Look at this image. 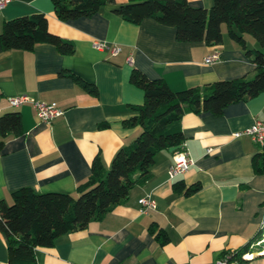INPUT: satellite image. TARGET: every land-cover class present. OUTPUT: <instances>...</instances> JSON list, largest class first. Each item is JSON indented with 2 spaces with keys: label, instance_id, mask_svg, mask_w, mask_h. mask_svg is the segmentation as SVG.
Listing matches in <instances>:
<instances>
[{
  "label": "crops",
  "instance_id": "obj_1",
  "mask_svg": "<svg viewBox=\"0 0 264 264\" xmlns=\"http://www.w3.org/2000/svg\"><path fill=\"white\" fill-rule=\"evenodd\" d=\"M126 1L113 0L66 21L57 17L52 0H9L0 8V30L5 19L40 12L49 31L73 42L70 53L51 43L30 50L5 49L0 43V114L21 115V132L7 137L0 150V200L10 203L11 192L23 186L76 196L97 154L108 169L116 150L141 131L139 125L122 123L144 99L142 89L129 80L134 68L164 79L173 90L253 74V63L229 38L225 24L217 45L181 41L174 27L153 18L123 19L114 9ZM187 1L194 7L211 5V0ZM243 36L248 48H259L250 34ZM97 40L117 44L120 51L113 55L109 48L98 49ZM215 48L219 57L205 62ZM21 93L55 103L62 113L45 122L31 103L10 106L8 97ZM262 119L264 91L220 113H184L182 143L194 161L190 168L169 180L174 151L159 150L147 180L101 219L59 235L50 246L36 247L34 264H214L226 251L254 249L264 219V146L247 134L232 133ZM208 147L213 150L207 152ZM181 183L199 188L185 194L177 189ZM145 194L155 206L141 211L138 199ZM0 264H11L1 232ZM237 264H264V255L246 252Z\"/></svg>",
  "mask_w": 264,
  "mask_h": 264
},
{
  "label": "trees",
  "instance_id": "obj_2",
  "mask_svg": "<svg viewBox=\"0 0 264 264\" xmlns=\"http://www.w3.org/2000/svg\"><path fill=\"white\" fill-rule=\"evenodd\" d=\"M109 2L113 0H52L57 17L64 21L88 16ZM114 11L131 23L153 18L174 27L178 40H204L211 45L221 43V27L225 24L227 35L240 44L253 63L254 72L251 76L173 90L164 79L149 78L139 69H132L129 80L142 89L144 99L122 123L126 127L139 125L141 131L129 144L116 150L108 169L105 170L97 154L91 163L90 176L77 186L76 196L56 191L37 192L23 186L11 192L10 203L0 200V232L6 240L11 264H34L36 247L50 246L59 235L101 219L134 186L147 180L155 154L182 144L180 121L184 113L201 110L220 113L226 105L264 91V0H211L209 8L191 6L187 0H127ZM243 34H250L259 48H248ZM0 43L5 49L30 50L37 43H51L61 53L73 50L71 40L48 30L47 18L40 12L5 19ZM61 75L78 79L64 71ZM89 91L94 93L95 87L92 85ZM20 132L18 111L0 114V150L7 137ZM198 188L197 184L177 185L185 194ZM254 250L244 246L230 253L229 259L237 264L243 253Z\"/></svg>",
  "mask_w": 264,
  "mask_h": 264
},
{
  "label": "built area",
  "instance_id": "obj_3",
  "mask_svg": "<svg viewBox=\"0 0 264 264\" xmlns=\"http://www.w3.org/2000/svg\"><path fill=\"white\" fill-rule=\"evenodd\" d=\"M9 0H0V8L3 7ZM93 45L96 48H109L113 55H116L120 51V46L113 44L109 46L105 41H94ZM219 57V51L215 48L208 54L204 61L211 62ZM131 55L128 57V61H131ZM8 103L12 107H19L24 103H31L36 110V114L41 121L50 122L51 119L60 115L62 110L57 107L55 103H46L44 101L31 98L25 93L15 94L8 97ZM241 134H247L251 140L259 147L264 146V119L255 120L250 126L245 129L235 131L232 133L233 136H239ZM213 148L208 147L207 152H211ZM194 163L193 159L188 155V152L182 143L180 147L173 152V158L171 164L168 166L167 175L168 179L172 180L177 176L187 171L190 166ZM140 203V210L143 211L146 208L154 207L155 201L150 194H145L138 199ZM264 239V219L260 224L259 238L256 241L257 246H261V240ZM261 251V250H259ZM231 251L224 252L221 257L215 260L214 264H236L234 260L229 259Z\"/></svg>",
  "mask_w": 264,
  "mask_h": 264
},
{
  "label": "water",
  "instance_id": "obj_4",
  "mask_svg": "<svg viewBox=\"0 0 264 264\" xmlns=\"http://www.w3.org/2000/svg\"><path fill=\"white\" fill-rule=\"evenodd\" d=\"M178 148H179V146L177 145V146L169 147L168 150H169V151H175V150H177ZM260 254L264 255V253H261V252H260Z\"/></svg>",
  "mask_w": 264,
  "mask_h": 264
},
{
  "label": "bare ground",
  "instance_id": "obj_5",
  "mask_svg": "<svg viewBox=\"0 0 264 264\" xmlns=\"http://www.w3.org/2000/svg\"><path fill=\"white\" fill-rule=\"evenodd\" d=\"M261 245H262V247H261V251L260 252L264 253V239L261 240Z\"/></svg>",
  "mask_w": 264,
  "mask_h": 264
},
{
  "label": "rangeland",
  "instance_id": "obj_6",
  "mask_svg": "<svg viewBox=\"0 0 264 264\" xmlns=\"http://www.w3.org/2000/svg\"><path fill=\"white\" fill-rule=\"evenodd\" d=\"M258 248H260V246H257V245L254 246L255 250H257Z\"/></svg>",
  "mask_w": 264,
  "mask_h": 264
}]
</instances>
